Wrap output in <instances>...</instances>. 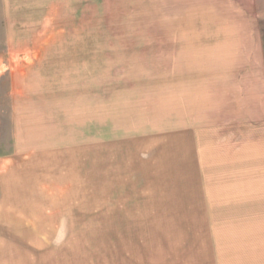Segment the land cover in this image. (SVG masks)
<instances>
[{
	"label": "rangeland",
	"instance_id": "rangeland-1",
	"mask_svg": "<svg viewBox=\"0 0 264 264\" xmlns=\"http://www.w3.org/2000/svg\"><path fill=\"white\" fill-rule=\"evenodd\" d=\"M0 264H264V0H0Z\"/></svg>",
	"mask_w": 264,
	"mask_h": 264
}]
</instances>
